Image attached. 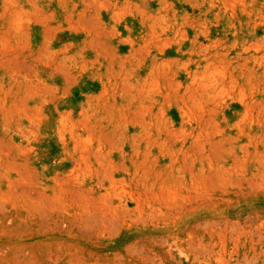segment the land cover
I'll use <instances>...</instances> for the list:
<instances>
[{
  "label": "rangeland",
  "instance_id": "rangeland-1",
  "mask_svg": "<svg viewBox=\"0 0 264 264\" xmlns=\"http://www.w3.org/2000/svg\"><path fill=\"white\" fill-rule=\"evenodd\" d=\"M0 264H264V0H0Z\"/></svg>",
  "mask_w": 264,
  "mask_h": 264
}]
</instances>
